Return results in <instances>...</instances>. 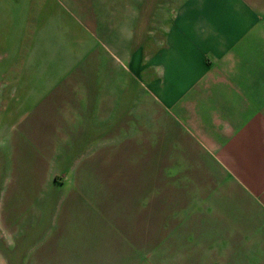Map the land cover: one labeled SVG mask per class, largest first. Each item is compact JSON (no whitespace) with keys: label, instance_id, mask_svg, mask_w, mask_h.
I'll use <instances>...</instances> for the list:
<instances>
[{"label":"crops","instance_id":"obj_1","mask_svg":"<svg viewBox=\"0 0 264 264\" xmlns=\"http://www.w3.org/2000/svg\"><path fill=\"white\" fill-rule=\"evenodd\" d=\"M171 1L104 0L98 26L119 90L108 71L96 90L46 60L32 70L26 40L16 44L14 68L0 71L3 264H143L145 208L156 264H264V0ZM14 4L0 0L3 23ZM53 18L40 9L44 59L47 32L75 47L78 32L92 41L99 30L94 18ZM145 100L146 151L138 114L128 131ZM160 208L172 211L162 243Z\"/></svg>","mask_w":264,"mask_h":264},{"label":"rangeland","instance_id":"obj_2","mask_svg":"<svg viewBox=\"0 0 264 264\" xmlns=\"http://www.w3.org/2000/svg\"><path fill=\"white\" fill-rule=\"evenodd\" d=\"M181 0H175L174 4L177 5ZM14 5H9V12L11 13L10 18L4 20V23L0 19V71H8L14 68L12 57L14 56L16 44L21 43L24 39L29 47L26 49V55L32 70H39L40 61L44 62L46 60L47 66L46 70L49 73L64 74L68 72H74L77 74L85 75L86 77H91V80L88 81L89 87H92L96 90H99L104 87L102 84V77L104 71L111 72L113 77L112 88L119 90L121 82L119 81V73L122 71L120 64L115 61V58H112V61L107 62L108 51L102 46L103 43V29H99L98 21L103 17V3L104 0H14ZM161 10L165 11V8H168L169 5L172 6L173 1L160 0ZM168 3H170L168 5ZM97 4V6L95 5ZM163 4L165 6H163ZM16 5V6H15ZM46 8L48 10V16L51 14L57 15L59 18L51 19L55 22L61 23L62 21L76 24L80 23L86 25L89 28H93V18L95 19V24L97 32H94V37L92 36V41L87 40L82 36V31L78 32L76 35L80 40L79 46H70L71 42L67 41L65 38L55 35L54 31L47 32V54L44 59L43 54H39V20H40V9ZM94 15V17H92ZM49 19V24H51ZM53 21V22H54ZM149 20H147L144 25H149ZM9 25V26H8ZM16 29H25L24 31H17ZM74 35L76 32H73ZM141 37L146 36V30L139 31ZM10 52V54H6ZM10 55L11 58L8 57ZM135 80V77L132 76ZM99 78V79H98ZM132 78L127 76V88H128V106L131 103V99L134 91L137 89L136 83ZM92 83V84H91ZM118 93V92H117ZM130 109V107H129ZM116 116L125 115L124 112H117ZM138 114V123L143 124V138H144V150L150 149L151 144L148 143L151 141V102L148 100L144 102L143 111H138L134 109L133 111L128 112V121L129 127L128 131H134L135 133V124L136 116ZM160 114L156 112V119L165 120L164 117L159 118ZM140 118L141 121H140ZM131 123L133 127L131 128ZM168 193L161 192L160 197ZM171 210V209H169ZM168 208H160V217L155 216V221L158 224V236L161 237L159 243L163 242V237H166L167 226H168V217L169 211ZM181 210V209H177ZM152 209L149 208L144 212V221H145V235H144V256L143 264H156V259L159 261V258L162 259V254L159 256L156 253V259L153 256V244L155 248V243L157 242L156 238L152 237ZM149 227L147 230L146 228ZM153 231H155V224L153 226ZM157 249V248H156ZM139 250V249H138ZM162 252L161 249L159 253ZM23 257H16L13 264H22L21 260ZM1 263L3 264V258ZM21 261V262H20ZM6 262V261H5Z\"/></svg>","mask_w":264,"mask_h":264}]
</instances>
